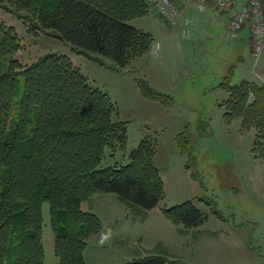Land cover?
I'll list each match as a JSON object with an SVG mask.
<instances>
[{"label": "rangeland", "instance_id": "1", "mask_svg": "<svg viewBox=\"0 0 264 264\" xmlns=\"http://www.w3.org/2000/svg\"><path fill=\"white\" fill-rule=\"evenodd\" d=\"M189 4L175 23L152 10L129 21L154 43L148 55L123 70L108 58L86 57L71 44L36 34L16 14L0 12L23 46L15 59L30 65L49 54L65 55L118 108L128 146L115 156L108 153L103 168L126 165L143 141L155 144L164 200L144 214L133 213L114 194L85 201L82 210L103 223L102 236L89 241L87 264H126L152 254L168 264H264V161L254 151L256 130L226 117L230 94L222 87L227 77L233 87L264 85V54L253 56L248 29L233 37V14L216 7L202 12L196 1ZM142 84L166 101L146 98ZM188 201L208 220L186 232L165 219L163 210ZM43 215L45 264H59L49 203Z\"/></svg>", "mask_w": 264, "mask_h": 264}, {"label": "trees", "instance_id": "2", "mask_svg": "<svg viewBox=\"0 0 264 264\" xmlns=\"http://www.w3.org/2000/svg\"><path fill=\"white\" fill-rule=\"evenodd\" d=\"M242 5L239 0V11ZM150 10L146 0H0V12L18 15L36 34L71 44L86 57L108 58L120 70L150 53L153 37L129 24ZM230 14L237 38L248 25L235 31V11L225 15ZM22 48L15 29L0 17V264H45L46 203L59 264H87L89 241L102 236L103 223L82 204L114 194L133 213L155 210L166 196L157 150L143 141L126 165L103 168L108 153L115 156L128 146L127 124L110 96L69 57L49 54L26 65L14 58ZM230 81L222 84L230 94L226 117L256 130L254 151L264 161V85L233 87ZM142 89L146 98L166 101L146 84ZM163 216L186 232L208 220L191 201L163 210ZM168 263L149 255L126 264Z\"/></svg>", "mask_w": 264, "mask_h": 264}, {"label": "built area", "instance_id": "3", "mask_svg": "<svg viewBox=\"0 0 264 264\" xmlns=\"http://www.w3.org/2000/svg\"><path fill=\"white\" fill-rule=\"evenodd\" d=\"M148 4L169 22L175 23L179 11L183 8L176 6L173 0H146ZM221 13L235 11L236 19L233 24L235 31L248 25L252 33V50L255 57L264 54V8L262 0H243L241 11L238 10L239 0H211Z\"/></svg>", "mask_w": 264, "mask_h": 264}, {"label": "crops", "instance_id": "4", "mask_svg": "<svg viewBox=\"0 0 264 264\" xmlns=\"http://www.w3.org/2000/svg\"><path fill=\"white\" fill-rule=\"evenodd\" d=\"M174 1V3L176 4V6H178V7H180V8H183V6H185V2H187V0H173ZM193 1H196L199 5H198V8L199 9H201V11L203 12V11H206V9H208L209 7L210 8H213V10H214V12H216L215 11V5L210 1V0H192L191 2H193ZM189 4V3H188ZM192 6H191V4H189V6H188V9H187V7H186V9L187 10H189L190 8H191ZM185 9V10H186ZM186 10V11H187ZM184 12V11H183ZM182 12V13H183ZM188 12V11H187ZM243 31H247L246 29L245 30H243ZM249 33V32H248ZM261 78V77H260ZM251 82V81H250ZM262 84H264V78H263V81H262ZM152 255H154V254H152ZM149 256V255H148ZM138 259V258H137Z\"/></svg>", "mask_w": 264, "mask_h": 264}, {"label": "clouds", "instance_id": "5", "mask_svg": "<svg viewBox=\"0 0 264 264\" xmlns=\"http://www.w3.org/2000/svg\"><path fill=\"white\" fill-rule=\"evenodd\" d=\"M103 242H104V240L102 239V240H101V243H103Z\"/></svg>", "mask_w": 264, "mask_h": 264}]
</instances>
